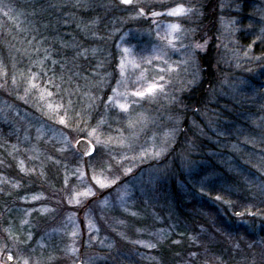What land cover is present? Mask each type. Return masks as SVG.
<instances>
[{
    "label": "rangeland",
    "instance_id": "374dc122",
    "mask_svg": "<svg viewBox=\"0 0 264 264\" xmlns=\"http://www.w3.org/2000/svg\"><path fill=\"white\" fill-rule=\"evenodd\" d=\"M26 1L0 0V261L264 264V216H231L250 236L227 254L211 249L206 224L189 229L175 208L190 190L224 215L238 202L224 190L264 197V0H116L104 34L97 17L73 27L68 11L56 34ZM92 2L102 24L110 0ZM32 77L68 108L71 127L38 91L26 93ZM153 83L163 90L132 95ZM192 91L201 105L188 116ZM190 122L197 140L184 136ZM81 138L91 157L76 150Z\"/></svg>",
    "mask_w": 264,
    "mask_h": 264
},
{
    "label": "trees",
    "instance_id": "16d2710c",
    "mask_svg": "<svg viewBox=\"0 0 264 264\" xmlns=\"http://www.w3.org/2000/svg\"><path fill=\"white\" fill-rule=\"evenodd\" d=\"M87 2H83L81 4H75L66 6L62 5L61 0H27L26 4L19 2L22 5V8L26 7V10L28 12H32L33 15L32 18L34 20H37L38 23H47L48 26L51 24V28H54L56 30V34L61 32L60 28H57L55 24L58 23L62 24L63 21H66V16L62 18V20L59 18L60 15L63 12V15H65V12L68 11L69 14L71 15L70 23L73 27H75V24L79 22V24L85 23L90 18L97 17L98 19V24L96 30L100 32L101 34H104L107 32V29L104 28V23L105 20L107 19H112L115 17L117 12L115 11V7L117 5L116 0H110V4L114 5L113 7L108 6V11L106 13V16L103 20V23L100 24L101 22L99 21L102 18H99L100 15L104 14L103 9L101 10L98 7H92L89 10L88 5V0ZM92 1V0H91ZM98 0H93L92 4L98 5L97 4ZM59 9L58 14H54V12ZM111 10H114L111 12ZM46 14L43 16H48V18H43L40 15ZM75 22V24L73 23ZM41 25V24H40ZM73 30V29H72ZM73 35V33H72ZM71 35V36H72ZM75 38L80 39L83 38L80 35H73ZM196 89H194L195 91ZM202 95V92H200ZM196 97H198V100H196ZM199 95H197V92L194 94L192 91L191 95L188 96L187 98V107H186V114L189 116L191 113H196L198 109H200L201 105V99ZM185 133L184 136L188 138H196L197 140V135L195 134V127H193L192 123H188V126L185 128ZM223 190V188H222ZM223 192L227 193L228 195L234 196L235 198L238 199V202H232V209H233V214L230 215V217H238L242 211L247 210L255 212L257 215L264 216V197L263 196H258L257 194L255 196H251L249 192H247L244 189H240V191H228L224 190ZM240 192V193H239ZM175 199L177 202V206L175 207L178 211H180V220L183 222V225L188 227L189 229H195V227H198L199 224H206L207 228L210 230V234L215 236L214 240L210 239L212 242L210 243L211 249L219 252H226L227 254H231L233 250V245L237 242H242L240 235H245L248 234L246 229H243L242 227L234 226V222L229 223L230 219L231 221L234 220L233 217L228 218L226 214L224 215L223 213L219 211V207L216 204H210L204 199H199L198 197L194 196L192 191H188V194L183 195V194H176ZM10 201L6 200V203H9ZM204 209L207 211L205 212ZM252 212V213H253ZM252 213H249L250 216ZM208 221L209 224H208ZM248 236H250L248 234ZM169 246L162 247L163 249L162 254L164 256V259L168 258L169 256Z\"/></svg>",
    "mask_w": 264,
    "mask_h": 264
},
{
    "label": "snow or ice",
    "instance_id": "6c2138e0",
    "mask_svg": "<svg viewBox=\"0 0 264 264\" xmlns=\"http://www.w3.org/2000/svg\"><path fill=\"white\" fill-rule=\"evenodd\" d=\"M121 3L124 5L131 6L134 4V0H121ZM184 11L185 10L181 7V8L173 9L168 14L176 16V15L181 14ZM140 14L141 15L144 14L142 8L140 9ZM152 15L156 16V15H160V13L153 12ZM170 28L172 31H176L178 29V25H171ZM170 34L171 33L166 34L165 38H167V35H170ZM169 43H172V41L169 40ZM127 51L128 50L125 49V52H127ZM121 67L123 68V64L121 65ZM161 79H163V77H161ZM34 80H35V77H32L28 81V88L25 89L26 93L31 92L32 90L38 91L40 100L46 102V106L49 109V111L52 115V118H54L57 123L63 125L65 128L71 127L72 126V117H70L68 114V108H66L62 104L53 105V103L48 102V98H50L53 95V93L46 88L41 89L39 85H37L36 83L33 82ZM13 82L15 83V81H13ZM157 90H163V86L160 84H157V83H153L147 87L146 91H136V92L132 93V95L138 96V97H144L146 94H152ZM68 105H69V107L71 106V101L68 102ZM119 107L125 112L128 111L126 104H119ZM95 133H96V129H92L91 132H88V135L92 136V135H95ZM65 141L67 142L66 137H65ZM99 142H100L99 138H97V143H99ZM77 143H79V141H77ZM82 154L93 155V153L89 152V150L87 148L83 149ZM93 158L95 159V156ZM100 163L102 164V161ZM128 171H131V169H128ZM102 176H103V173H101L99 176L94 173V175L92 176V179L94 180V182L97 185H99V187L104 188V187H107L108 185L105 183V179L101 178ZM90 192H91V189H89L88 191H85L83 193H77V195L78 196H80V195L88 196L90 194ZM219 198L220 197H217V199H219ZM73 235H76V233L74 232ZM7 259L9 261H11L13 259V257L11 255H9L7 257ZM24 264H28V260H24Z\"/></svg>",
    "mask_w": 264,
    "mask_h": 264
},
{
    "label": "water",
    "instance_id": "95a60500",
    "mask_svg": "<svg viewBox=\"0 0 264 264\" xmlns=\"http://www.w3.org/2000/svg\"><path fill=\"white\" fill-rule=\"evenodd\" d=\"M79 143L76 142L75 148L78 152H80L81 154L83 153V149L87 148L89 150V152L91 153H95V147L92 145V143L90 141H88L87 139L81 138L78 140ZM84 157L88 158L91 157L92 155H88V154H82ZM0 264H6L4 262L0 261ZM81 264V263H78Z\"/></svg>",
    "mask_w": 264,
    "mask_h": 264
}]
</instances>
